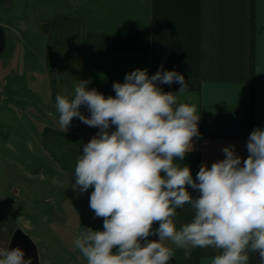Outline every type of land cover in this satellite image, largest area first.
<instances>
[{"label":"clouds","instance_id":"obj_1","mask_svg":"<svg viewBox=\"0 0 264 264\" xmlns=\"http://www.w3.org/2000/svg\"><path fill=\"white\" fill-rule=\"evenodd\" d=\"M173 83L181 85L175 94L158 86ZM87 84L79 81L74 92L55 98L61 128L67 131L75 117L99 129L83 145L71 185L81 194L94 188L89 207L94 219L103 218V230L83 228L73 241L87 264H169L174 251L165 241L184 249L186 259L192 248L211 246L222 250L211 264H248L249 251L264 264V129L250 133L243 162L235 145L224 147V159L210 168L202 164L194 180L189 166L175 163L199 136L196 107L177 106L188 89L182 74L158 70L149 76L138 68L113 83L114 97ZM189 187L199 195L194 198ZM185 204L195 215L178 228L174 218ZM153 235L158 239H148ZM24 256L19 247L6 248L0 264H32Z\"/></svg>","mask_w":264,"mask_h":264},{"label":"crops","instance_id":"obj_2","mask_svg":"<svg viewBox=\"0 0 264 264\" xmlns=\"http://www.w3.org/2000/svg\"><path fill=\"white\" fill-rule=\"evenodd\" d=\"M52 23L50 37L55 42L53 51H48L54 64L45 60V73L55 108L56 96L65 90L74 92L79 81L114 97L113 83H123L125 75L138 68L147 69L149 76L158 70L176 71L188 84L177 106L194 105L200 119L192 150L175 163L189 166L195 180L202 164L210 168L224 159V147L235 145L242 162L247 158L250 133L257 127L264 129V0H55ZM158 86L174 94L181 87L178 83ZM80 111L90 116L86 106ZM72 122L76 130L56 129L53 137L46 138L49 154L70 189L77 157L99 131L79 118ZM93 190L74 192L84 202L91 223L103 230V218L94 219L89 207ZM188 191L194 198L199 195L190 187ZM194 215L185 204L177 209L174 221L179 228ZM164 243L174 251L169 264H211L222 251L196 247L186 259L184 249ZM8 247L0 242V250ZM248 255V264H259L257 253Z\"/></svg>","mask_w":264,"mask_h":264},{"label":"rangeland","instance_id":"obj_3","mask_svg":"<svg viewBox=\"0 0 264 264\" xmlns=\"http://www.w3.org/2000/svg\"><path fill=\"white\" fill-rule=\"evenodd\" d=\"M54 14L55 0H0L7 35L0 56V242L8 246L15 228L34 241L39 264H87L73 241L83 228L101 229L69 188L46 141L63 129L45 73V60L54 64L48 51L55 42ZM67 130H76L75 123Z\"/></svg>","mask_w":264,"mask_h":264},{"label":"water","instance_id":"obj_4","mask_svg":"<svg viewBox=\"0 0 264 264\" xmlns=\"http://www.w3.org/2000/svg\"><path fill=\"white\" fill-rule=\"evenodd\" d=\"M6 44H7L6 31L2 27H0V56L5 51ZM17 247L21 248L24 251L25 259L31 258L32 264H38L39 257H38L37 247L34 241L31 239V237L22 230H16L14 232L8 248L14 249Z\"/></svg>","mask_w":264,"mask_h":264}]
</instances>
